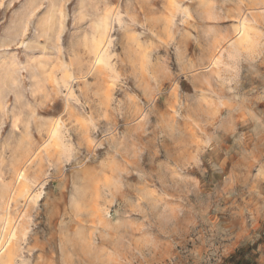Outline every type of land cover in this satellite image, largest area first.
Masks as SVG:
<instances>
[{
	"label": "clouds",
	"instance_id": "obj_1",
	"mask_svg": "<svg viewBox=\"0 0 264 264\" xmlns=\"http://www.w3.org/2000/svg\"><path fill=\"white\" fill-rule=\"evenodd\" d=\"M0 264H264V0H0Z\"/></svg>",
	"mask_w": 264,
	"mask_h": 264
}]
</instances>
